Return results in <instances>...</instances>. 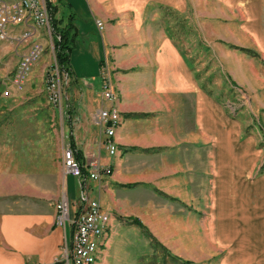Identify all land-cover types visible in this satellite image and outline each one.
Listing matches in <instances>:
<instances>
[{
  "label": "crops",
  "instance_id": "crops-1",
  "mask_svg": "<svg viewBox=\"0 0 264 264\" xmlns=\"http://www.w3.org/2000/svg\"><path fill=\"white\" fill-rule=\"evenodd\" d=\"M49 1L61 27L72 23L78 37L85 29L76 21L81 7L98 37L84 55L73 41L70 104L63 95L59 109L47 111L58 125L52 152L41 147L37 129L35 142L25 140L33 125L21 119L0 125V264H67L63 245L64 239L70 245L73 228L56 226L55 205L65 197L75 219L87 203L79 198V181L62 171L61 145L73 150L85 175L90 164L111 170L99 182L84 183L88 199L109 215L94 264L131 258L130 264H143L151 237L184 261H205L207 251L224 255L208 261L264 264V172L258 171L264 150L244 108L230 114L221 102L249 89L254 107L264 110V0ZM168 16L195 23L215 45L209 49L223 61L226 91L215 95L201 82L161 25ZM96 21L104 24L100 32ZM229 45L253 48L256 57ZM89 61L91 74L79 76L76 65ZM103 61L111 67L121 118L114 155L102 145L94 119ZM222 83L217 79L214 89Z\"/></svg>",
  "mask_w": 264,
  "mask_h": 264
},
{
  "label": "rangeland",
  "instance_id": "rangeland-1",
  "mask_svg": "<svg viewBox=\"0 0 264 264\" xmlns=\"http://www.w3.org/2000/svg\"><path fill=\"white\" fill-rule=\"evenodd\" d=\"M155 7L156 6L154 5V8ZM62 10L66 11L68 9L62 8ZM76 10L78 12L76 15V19H77L76 21L79 26L81 24L85 29L81 31L82 33L80 37L74 36V39L76 40L75 43L78 49L81 50L79 54L84 55L83 50L87 49L90 45V42L95 41L96 37L98 36H96L97 35L96 31L92 30V27L90 28V25H88L86 15L82 11L81 7L77 6ZM153 19L155 18L153 17ZM165 20L166 21H162L161 25L166 27L167 34L168 36L173 38L172 40L174 44L177 45L178 48H180L181 50L185 51V56H187L189 63L192 65L195 72L199 75L201 82L205 83L207 89L214 92L215 95H218L220 91L221 92L226 91V84L227 86H229V84L227 83L223 75V69L221 68L223 61L222 62L219 61L218 60L219 58L216 55V53H213V51L209 49V47L210 48L213 47V49L215 50L216 49L215 45L209 41L208 43H206L203 40V38L199 34V30L196 28L195 23H191V22L189 23L187 22L186 19L180 17L177 18L175 17L173 19V17L168 16L167 19ZM157 25H160L158 23V18H157ZM181 27L183 28V30L180 32L178 36L175 34V32L177 29ZM93 31L95 35L92 34ZM39 40L40 41L44 40L45 49L43 50L40 59L31 67L25 85L21 90H16L15 88H12L10 82L12 75L15 71L16 65L19 61V58L21 54L24 52L23 44H18V43L10 44L8 42L0 41V125L3 123V121L7 122L10 120L13 121L15 119L16 120L21 119L22 121L26 122V124L30 128L33 125L30 133L27 135L25 140L28 141L29 144L32 141L35 142V140H33L32 138V130L37 129L38 139L41 147H43L46 151L48 150V152H52L56 147L55 132L58 130V125L56 123V118H50L47 115V111L52 110L54 108L59 109V107L54 106L47 97L45 73L47 70L50 69L49 67L52 65V63L55 60V53H54L55 46L52 38L49 39V36L44 31L42 33V37ZM243 43H245V41H243ZM229 46H233V45H229ZM254 50L253 48L248 49L249 51L248 57L251 58L256 57V53ZM89 56L92 58L93 54H90ZM46 62L48 64V65L46 64L47 68L43 72V75H41L42 73H40L39 68L42 66L43 63ZM76 66L79 76H83V74H91L92 72L90 67L92 68L93 65L92 62L90 61L88 63V67L84 66V62H81L79 65ZM94 66H95L94 71L96 72L98 70L97 69L98 67L95 63ZM109 71H111V67L109 68ZM63 78L64 80L61 83L62 97L64 95V97L67 98V101L65 102L70 104L69 102L70 95L74 93L71 91V89L73 88V86L71 85V77L66 76V74L63 73ZM217 79L223 82L221 84L220 90L214 89V85L215 82H217ZM231 90H234V88H231ZM4 91H9V96L6 97L3 96ZM245 91L247 95L242 90L238 94L239 96H234V92H233V94L229 99H225V100L224 99L222 100L221 98L220 99L223 106L230 114H235L237 111L242 110L244 108L243 114L247 113V115L249 116L248 120L250 123H252L251 126L255 129L257 140L264 150V125L262 122L264 118L261 120V116H264V110L262 109L261 111H259L258 109H256L254 107L255 95L249 89L248 91L247 90ZM259 92L261 94L263 93L262 91ZM228 95L226 97H228ZM261 96L263 95H260V97ZM233 97L236 100H232ZM244 97H246L247 99ZM17 113H21V114H17ZM64 147L65 146L62 147L61 145L60 148L61 157H62V151H64ZM61 167L64 173L63 162H61ZM258 171H260V173L264 172V170H261V167H259ZM74 179L77 180L76 178ZM72 219L74 218L72 217ZM204 249L208 250L206 247H204ZM205 254L206 255L203 254V258L205 259V261H196V262L192 261V263L193 264H224V262L220 260L224 257L223 254L221 256H217L218 253L215 252L209 253L207 251H205ZM183 255L187 257H192L190 253L183 252ZM216 256L220 257V259L217 261H211V259L209 261L206 260V257L211 258ZM199 257H201V255ZM132 260L133 259L131 258L130 261L126 260L125 262H122L120 264H130ZM145 261H147V259ZM108 264H117V263H115L114 260H112V261H108ZM159 264H162L160 258H159ZM166 264H170V263H166Z\"/></svg>",
  "mask_w": 264,
  "mask_h": 264
},
{
  "label": "built area",
  "instance_id": "built-area-1",
  "mask_svg": "<svg viewBox=\"0 0 264 264\" xmlns=\"http://www.w3.org/2000/svg\"><path fill=\"white\" fill-rule=\"evenodd\" d=\"M96 27L99 32L104 29L101 21H96ZM43 31L49 39L52 38L45 0H0V41L23 44L24 49L11 78L12 88L21 90L24 87L31 67L40 59L45 49L44 44L39 40ZM49 68L47 97L54 106L60 107L63 73L60 72L55 60ZM109 68L106 61L101 63L99 70L101 106L95 114V122L101 128L102 145L109 155H114L117 152L114 136L121 118L114 106L117 96L113 92ZM3 96H9V91H4ZM106 104L110 105L106 106ZM62 162L64 174L79 181V198L87 203L85 211L75 219L69 215V204L65 197L55 205L56 226L65 229L70 225L73 228L70 245L64 239V258L67 264H94L102 236L109 224V215L101 210L97 201L88 199L84 183L86 179L99 182L102 176L110 175L111 170L109 167L90 164L85 175L83 165L75 158L70 147L64 149Z\"/></svg>",
  "mask_w": 264,
  "mask_h": 264
},
{
  "label": "trees",
  "instance_id": "trees-1",
  "mask_svg": "<svg viewBox=\"0 0 264 264\" xmlns=\"http://www.w3.org/2000/svg\"><path fill=\"white\" fill-rule=\"evenodd\" d=\"M50 26H51V36L54 42V53H55V63L57 64L61 73L70 76V57L71 53L74 50V34H71V28L73 27L72 23H68L66 26L61 27V20H57L55 15V7L50 3L49 0H45ZM232 49L239 50L246 54H249L247 49L238 48L234 46H229ZM49 71L47 70L45 73V81L47 84V79L49 76ZM139 116V115H134ZM261 170H264V163L261 165ZM135 224L142 227L138 221H134ZM150 236V234L148 233ZM151 248L152 253L147 258L143 264H159V258L162 261V264L170 263V264H193L189 261H184L179 259L178 257L172 255L165 247H163L160 243H158L153 237H151Z\"/></svg>",
  "mask_w": 264,
  "mask_h": 264
}]
</instances>
